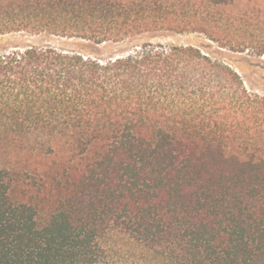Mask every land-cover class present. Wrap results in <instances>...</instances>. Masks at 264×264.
I'll return each mask as SVG.
<instances>
[{
	"label": "trees",
	"instance_id": "trees-1",
	"mask_svg": "<svg viewBox=\"0 0 264 264\" xmlns=\"http://www.w3.org/2000/svg\"><path fill=\"white\" fill-rule=\"evenodd\" d=\"M3 1L21 18L1 35L47 42L0 47V264H264V94L230 59L246 49L118 48L186 32L161 1Z\"/></svg>",
	"mask_w": 264,
	"mask_h": 264
},
{
	"label": "rangeland",
	"instance_id": "rangeland-1",
	"mask_svg": "<svg viewBox=\"0 0 264 264\" xmlns=\"http://www.w3.org/2000/svg\"><path fill=\"white\" fill-rule=\"evenodd\" d=\"M129 2L130 0H123ZM161 1L160 12L166 19H179L186 32L155 31L145 33L134 40L118 45V48L128 49L144 42H170L192 43L201 46H218L228 48L246 49V52H232L230 56L233 64L242 73L246 84L255 92L264 94V57L248 55V50H255L264 43V0H227V3L215 5L211 0H153ZM254 10V21H247L249 11ZM145 14H151L147 12ZM154 15V13H152ZM18 10L11 11L5 1L0 3V27L11 24L20 19ZM200 21L199 24L195 23ZM201 26L202 29L193 31V27ZM206 30L207 33L202 32ZM55 41V37H51ZM46 43L47 40L40 36L1 35L0 47L4 48L14 44ZM114 47H107L104 51H115ZM127 250L117 247L114 262H130Z\"/></svg>",
	"mask_w": 264,
	"mask_h": 264
}]
</instances>
